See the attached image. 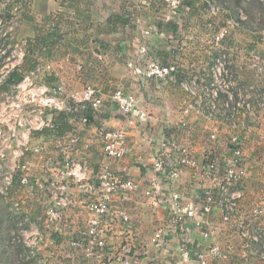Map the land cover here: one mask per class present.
<instances>
[{
  "label": "crops",
  "instance_id": "1",
  "mask_svg": "<svg viewBox=\"0 0 264 264\" xmlns=\"http://www.w3.org/2000/svg\"><path fill=\"white\" fill-rule=\"evenodd\" d=\"M3 1L0 0V8ZM212 1L223 6L218 15L211 12L210 0H189L176 13L161 0L19 1L24 19L18 36L27 47L34 48L32 57L28 50L26 62L32 58L37 64L50 63L53 71L45 79L49 84L63 81L71 93L90 85L103 98V105L97 111L92 108L93 112L87 104L79 108L77 115H68L69 130L59 128L56 136L39 132L31 135L33 151L26 161L32 169V178L44 188L39 189L34 184L31 188H22L16 179L11 195L25 202L23 216H29L47 237L72 240L78 230L86 226L91 217L89 205L98 187L97 177L103 169H108L137 184L128 200L121 195L115 199V207L125 208L131 221L128 225L109 227L108 247L112 252L128 247L130 255L140 259L136 264H200L196 254L218 245L224 257H209L208 264H264L262 243L242 237L235 227L225 223L222 207L216 206L210 215L198 216L168 229L169 208L151 206L144 198L153 177L152 163L163 142L176 139L192 150L199 163L218 158L224 164L231 156L230 136L239 133L243 137L248 169L240 185L243 191L240 213L251 232L264 229V213L259 218L251 213L254 208L264 209V107H257L252 98L255 94L264 98V25L253 32L240 28L237 23L223 44L217 46L214 36L229 21H235L236 14L231 0ZM2 17L4 15L0 14ZM146 31H150L148 36H145ZM144 41L149 48L147 59L177 65V79L141 81L132 74L127 64L138 55ZM221 50H227L230 56L237 83L236 102L240 99L238 93L244 90L245 98L251 97L248 102L253 105L250 111L239 109L240 122L234 125L221 114L210 115L209 97L202 94L199 103L193 101L182 86L183 82L191 81L200 86L208 85L212 81V66ZM254 55L262 59V71L256 68ZM78 65L83 66L82 71ZM118 87L136 95V114L125 116L112 101ZM227 98L225 93L219 95L216 100L219 110ZM185 102L195 107L189 114L184 112ZM122 128L127 132L126 145L130 152L121 159H111L103 149L102 132ZM212 135H216V141L211 139ZM61 138L78 139L73 145V155L87 167L88 189L84 194L77 185L71 184L70 194L78 201V206L66 211V219L60 227L46 231L44 209L54 201L55 191L48 184L44 162L50 156L57 162L58 170L63 169L60 166L63 158L56 149L57 140ZM161 187L167 195L173 191L181 193L185 203L194 206L200 205L208 191L219 197L215 183L190 168L183 169L175 182L162 178ZM201 220H206L213 232L208 238L204 237L208 225H200ZM160 228H165L167 234V246L163 249L152 244ZM184 243L191 252L187 260L180 252ZM63 246L55 243L51 247L58 250L57 258L64 259ZM68 248L76 252L69 245ZM42 250L38 254L47 253ZM78 263L69 261V264ZM56 264H65V260ZM87 264L97 263L87 259Z\"/></svg>",
  "mask_w": 264,
  "mask_h": 264
},
{
  "label": "built area",
  "instance_id": "2",
  "mask_svg": "<svg viewBox=\"0 0 264 264\" xmlns=\"http://www.w3.org/2000/svg\"><path fill=\"white\" fill-rule=\"evenodd\" d=\"M161 1L176 13L189 0ZM210 5L211 12L218 15L221 7L212 0ZM2 6L0 14L4 17L0 18V60L4 65L0 68V86L13 71L23 66L28 55L27 43L17 40L16 37L18 16L21 17L23 10L21 4L16 0H4ZM236 26L235 21H229L221 28L214 36L215 45L221 46ZM149 34L150 31L145 32V36ZM148 53L149 48L145 41L141 42L138 55L127 64L138 80L164 82L177 79V65H163L159 61L147 59ZM252 58L256 68L262 71V59L257 55ZM230 64L227 50H221L212 66V81L208 85L200 86L196 81H191L183 82L182 86L193 101L199 103L202 94L209 97L210 115L221 114L234 125L240 122L239 109L243 107L250 111L253 105L248 102L251 97L245 98L241 92L238 93L240 99L236 102L234 94L236 82ZM78 68L83 70L82 65H78ZM52 71L50 63L37 64L34 69L24 74L13 92L4 93V98L0 102V196L17 214L23 213L25 204L23 200L14 199L11 195L17 177L22 188H31L33 184L39 189L44 188L42 183L32 178V169L26 161L33 151L30 145L31 135L46 128H53L55 114L61 112L67 115L75 114L81 105L87 104L97 111L103 105L102 96L90 85L85 86L80 92L71 93L63 81L56 84L46 83L45 79ZM221 93L227 94L228 98L222 110H219L216 100ZM252 98L256 100L257 107H264V98L261 95L255 94ZM112 101L125 116L137 113L136 95L123 87L116 88ZM188 102H185V114H189L195 108ZM101 138L103 149L111 159H121L130 152L126 145L127 132L124 128L103 131ZM211 139L216 141V135H212ZM77 142V138L57 140L56 149L63 158L60 165L62 170H58L57 162L50 156L44 162L49 177L48 184L55 191L54 201L44 209L46 227H60L66 219V211L78 206V201L70 194L71 184L77 185L84 194H87V167L73 155V145ZM228 147L231 156L226 163H221L218 158H210L204 163H199L192 150L178 143L176 139L163 142L152 163L153 177L148 182L144 198L151 206L169 208L168 229L195 220L198 216L210 215L216 206L222 207L225 223L235 227L242 237L262 243L261 259L264 261V229L258 233L251 232L246 225L245 217L240 213L239 201L243 197L240 185L248 174L243 137L239 133L231 135ZM5 165L7 171H3ZM185 168L199 173L203 179H211L215 183L219 197L208 191L200 205L194 206L185 203L183 195L179 192L165 194L161 187V179L167 177L170 182H175ZM97 180L95 199L89 205L91 217L86 226L78 230L77 237L70 241L69 247L74 250L85 249L86 257L97 259L98 264H136L138 260L130 255L128 247H122L117 253L109 249L107 232L109 227L130 223L129 212L125 208L115 207L114 202L118 195L128 200L130 193L137 189V184L134 180L115 175L108 169H103ZM251 213L255 218H259L262 217L264 209L254 208ZM24 221L28 222V219ZM200 222V225H208L204 237H210L213 232L209 223L206 220ZM21 223L19 234L24 239L30 255L36 257L43 245L42 234L35 225L31 224L30 231L29 228L23 227V222ZM166 235L165 228L158 229L153 236L152 244L157 249H163L167 246ZM180 252L185 260L191 253L186 243L181 245ZM196 257L200 264H208L209 257L221 259L224 253L220 246L214 245L208 247L206 251L198 252Z\"/></svg>",
  "mask_w": 264,
  "mask_h": 264
},
{
  "label": "rangeland",
  "instance_id": "3",
  "mask_svg": "<svg viewBox=\"0 0 264 264\" xmlns=\"http://www.w3.org/2000/svg\"><path fill=\"white\" fill-rule=\"evenodd\" d=\"M16 1L18 2L21 0H16ZM241 2H242V6L240 5V8L238 9L240 11L239 12L240 18H238V10L235 15L236 23H238V26L240 28L253 32H258L260 30V27H263L264 25V0H260V3L262 5L258 4L256 8L254 7L250 11L253 12V15L251 17L248 15L247 9H249L250 5H254L253 3L255 2V0H242ZM216 4L219 5L221 8L223 7L218 1ZM259 9L260 11H258ZM23 19H24L23 15L21 17L18 16L16 37L17 40L20 41H23L18 36L20 32L19 29ZM3 65L4 63L2 62V60H0V68ZM240 92L246 95L244 90H241ZM4 95L5 94L0 91V102L3 100ZM7 169H8L7 165H5L3 171H7ZM26 218L28 219V222L24 221ZM21 222L24 223L23 225L24 228H29L28 230L31 229L32 227L31 224L38 227L37 224L33 220H31L29 216L27 215L23 216V214L15 213L11 209L9 204L0 196V264H52V263L56 264V262L60 260L61 261L65 260V264H69V261L73 263V260L78 261L79 262L78 264H87V259H90V261L93 260L94 263L98 264L97 259L94 258L91 259L86 257L85 249L76 250V252L69 250L68 245L71 239H63V238L60 239L57 236L52 237L51 235L47 237L48 235H46V232H42V230L40 229L37 230L40 231L43 237L42 248H44L43 250H45L47 253L41 254L40 252V254H37L36 257H32L29 253L28 247L24 243V239L19 234L20 225L22 224ZM44 222L45 221H43V223ZM54 227L55 226H50L48 228L44 227V228H46V231L49 230L51 231ZM75 237H77V235ZM53 241H55L54 244L55 243L64 244L63 246L64 248L61 249L64 255V259L56 257V255H58V250L55 249L51 250V247L54 245ZM60 255L62 256V254ZM139 261L140 259H138V262Z\"/></svg>",
  "mask_w": 264,
  "mask_h": 264
},
{
  "label": "trees",
  "instance_id": "4",
  "mask_svg": "<svg viewBox=\"0 0 264 264\" xmlns=\"http://www.w3.org/2000/svg\"><path fill=\"white\" fill-rule=\"evenodd\" d=\"M242 0H231L230 1V5L232 10H234L233 12L236 14L237 10L240 8V5L242 6ZM188 2V1H187ZM186 3V2H185ZM252 4V3H251ZM254 5H250L249 9H247L248 15L251 17L253 15V12H250L254 7L256 8L258 4L262 5L260 3V0H255V2L253 3ZM255 10V9H254ZM260 11V9L258 10ZM238 15H239V10H238ZM27 50H30L29 55H31L34 52V48L32 46H28ZM29 59V58H28ZM31 60V61H30ZM36 62L34 60L29 59L27 60V62H25L23 64V66H21L20 68L16 69L15 71H13L8 78L5 80V82L0 86V91L3 93H11L13 92L15 85L18 84L20 81H22L24 74L32 69H34L36 67ZM46 82V81H45ZM47 83V82H46ZM89 105V104H88ZM82 106V105H81ZM80 106V109H81ZM87 107V106H86ZM89 107L92 109V107L89 105ZM92 111L94 112V110L92 109ZM79 113V112H78ZM78 113H75V115H77ZM68 118H70L67 114L61 112L58 114H55L53 117V128H46L44 129L42 132L39 133H44V134H50V135H59V131H56L57 129H70L71 127H69L67 125V120Z\"/></svg>",
  "mask_w": 264,
  "mask_h": 264
}]
</instances>
